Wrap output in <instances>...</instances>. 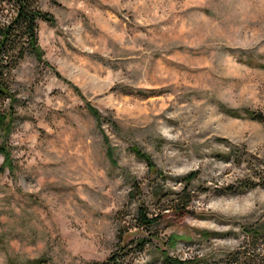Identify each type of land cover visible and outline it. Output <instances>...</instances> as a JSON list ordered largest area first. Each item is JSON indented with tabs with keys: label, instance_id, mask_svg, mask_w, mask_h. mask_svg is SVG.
<instances>
[{
	"label": "rangeland",
	"instance_id": "obj_1",
	"mask_svg": "<svg viewBox=\"0 0 264 264\" xmlns=\"http://www.w3.org/2000/svg\"><path fill=\"white\" fill-rule=\"evenodd\" d=\"M35 1L52 21L12 73L0 264H106L121 241L124 264H161L174 233L172 256L261 263L264 122L246 110L264 114V0ZM191 171L189 213L139 231V206L170 203L154 188Z\"/></svg>",
	"mask_w": 264,
	"mask_h": 264
},
{
	"label": "trees",
	"instance_id": "obj_2",
	"mask_svg": "<svg viewBox=\"0 0 264 264\" xmlns=\"http://www.w3.org/2000/svg\"><path fill=\"white\" fill-rule=\"evenodd\" d=\"M43 19L52 21V16L48 12L38 7L35 0H0V100L7 101V109L0 108V131L9 134L14 123V102L16 93L12 90V73L21 60L28 54H34L37 58L41 57V49L38 46V22ZM264 67V64L262 65ZM96 117L101 121L102 117L99 112L95 111ZM239 115V114H234ZM249 118L264 122V114L252 110H246ZM133 152L141 159L145 160L151 170H155V166L150 154L141 151L138 147L132 148ZM4 152L6 161L9 160V152L0 146V152ZM197 172L191 171L180 178L181 188L177 191L175 188H165L164 185H158L153 190V196L158 200L162 197L170 198V203L160 208L159 212L148 211L144 206H139L136 210V221L139 231H149V234H156L153 229L156 223L163 216V211H175L181 214H188L189 196L187 193L189 186L195 178ZM247 234L260 236L264 233L258 231H250ZM214 235V234H209ZM182 236L174 233L169 235L165 240L167 248L160 247L158 249L161 264H212L208 260L200 258L198 255L183 258L181 256H172L168 250L175 248L177 243L181 241ZM149 240L145 235L136 237L133 242L136 243L139 250H144ZM122 244L111 254L106 264H124L122 251L128 246L127 243L121 241ZM244 252L249 251L244 245ZM264 250V249H263ZM261 263H251L248 257L243 260L228 261V264H264V251L259 252Z\"/></svg>",
	"mask_w": 264,
	"mask_h": 264
}]
</instances>
